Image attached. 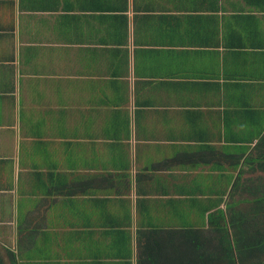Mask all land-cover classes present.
Listing matches in <instances>:
<instances>
[{
	"label": "crops",
	"instance_id": "obj_1",
	"mask_svg": "<svg viewBox=\"0 0 264 264\" xmlns=\"http://www.w3.org/2000/svg\"><path fill=\"white\" fill-rule=\"evenodd\" d=\"M260 140L264 0H0L7 264H207Z\"/></svg>",
	"mask_w": 264,
	"mask_h": 264
},
{
	"label": "trees",
	"instance_id": "obj_2",
	"mask_svg": "<svg viewBox=\"0 0 264 264\" xmlns=\"http://www.w3.org/2000/svg\"><path fill=\"white\" fill-rule=\"evenodd\" d=\"M261 145L264 146V140L257 143L258 150ZM236 192L232 190L229 198H233ZM242 192L255 198L252 205L238 207L237 203L230 202L228 198L226 207L215 211L221 220L210 221L214 233H206L204 244L214 245L218 252L214 255L205 254L207 264L212 262V256L216 262L219 259L221 264H264V193L254 188ZM191 234L195 238L191 239ZM196 235V230L190 229L189 246L198 244ZM0 264H7L1 250Z\"/></svg>",
	"mask_w": 264,
	"mask_h": 264
}]
</instances>
